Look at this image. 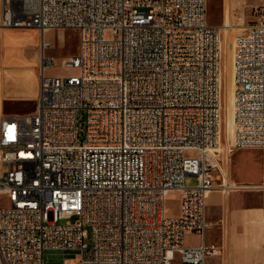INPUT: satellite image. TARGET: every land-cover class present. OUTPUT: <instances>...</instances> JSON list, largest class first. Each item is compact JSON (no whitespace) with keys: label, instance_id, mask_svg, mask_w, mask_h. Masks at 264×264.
<instances>
[{"label":"built area","instance_id":"1","mask_svg":"<svg viewBox=\"0 0 264 264\" xmlns=\"http://www.w3.org/2000/svg\"><path fill=\"white\" fill-rule=\"evenodd\" d=\"M250 13L230 43L238 149L264 147V0ZM0 27L78 32L60 62L75 73H47L42 40L34 110L0 118L3 264H205L209 192L232 188L216 156L226 45L207 0H0ZM19 129L35 136L27 154L12 146Z\"/></svg>","mask_w":264,"mask_h":264},{"label":"crops","instance_id":"2","mask_svg":"<svg viewBox=\"0 0 264 264\" xmlns=\"http://www.w3.org/2000/svg\"><path fill=\"white\" fill-rule=\"evenodd\" d=\"M232 1L222 2L223 20L232 8ZM238 4L242 6L245 0H238ZM239 14L244 18L243 11ZM51 31L42 35L36 28L0 27V118L34 110L39 92L42 40L51 43L46 39ZM51 69L47 73L58 75L50 73ZM236 180L239 183L225 179L232 187L228 190L215 187L209 192L204 242L217 252L207 255L205 264H264V182L247 184ZM199 242L184 245L196 246ZM174 263H180L178 255Z\"/></svg>","mask_w":264,"mask_h":264},{"label":"rangeland","instance_id":"3","mask_svg":"<svg viewBox=\"0 0 264 264\" xmlns=\"http://www.w3.org/2000/svg\"><path fill=\"white\" fill-rule=\"evenodd\" d=\"M223 0H208V21L211 25L220 28L224 44L226 45L225 54V76L224 86L222 91V122H221V143H219L218 162L223 168V175L220 177H226L227 181L242 180L244 183H256L263 184L264 182V147H250V148H232V136L234 131L233 122V106H232V75H231V52L230 43L233 37L239 32V26L241 21L236 19V16L241 15L239 12H244V20L249 21L256 20L257 17L252 16L249 5L254 0H245V8L239 7L238 0L232 1V8L227 13L226 19L223 20L222 11ZM238 14V15H237ZM243 16V15H242ZM224 23L233 25V27L223 30L222 25ZM239 25V26H236ZM52 46L47 48V53L52 54L55 59V64L50 70V73H58V75H69L75 73L74 69L63 68L60 64L62 58L72 56L77 51L78 45V32L74 29L59 28L53 29L48 35ZM228 46V47H227ZM231 150V151H230ZM218 173V172H217ZM236 178H235V176ZM187 183H194V178H187ZM239 183V181H237ZM2 204H6L5 200L1 201ZM166 208L170 215H176L179 212V193L176 191L171 192L166 200ZM72 218L71 220H73ZM66 220H59V223H64ZM199 242V238L194 234L185 235V245H194ZM85 243L91 244V234L85 239ZM67 257V255H66ZM49 260L51 262H59L62 260V256L59 254H50ZM0 264H3L0 258Z\"/></svg>","mask_w":264,"mask_h":264},{"label":"bare ground","instance_id":"4","mask_svg":"<svg viewBox=\"0 0 264 264\" xmlns=\"http://www.w3.org/2000/svg\"><path fill=\"white\" fill-rule=\"evenodd\" d=\"M236 26H239V25H236ZM231 75H232V71H231ZM232 83H233V80H232ZM233 89H234V86L232 88V95H233ZM15 128H16V120L7 119L4 121V124L2 125V134H10L12 130H15ZM34 145H35V136L32 133H26V129H19L18 135H12V146L17 148V152L20 154L29 153L30 150L34 148ZM218 150H220L219 145H218L217 151ZM95 236L104 237V230L102 228H95Z\"/></svg>","mask_w":264,"mask_h":264}]
</instances>
